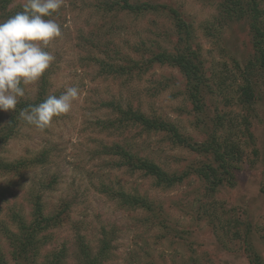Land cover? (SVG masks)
Returning <instances> with one entry per match:
<instances>
[{"label": "rangeland", "instance_id": "1", "mask_svg": "<svg viewBox=\"0 0 264 264\" xmlns=\"http://www.w3.org/2000/svg\"><path fill=\"white\" fill-rule=\"evenodd\" d=\"M104 1L62 0L51 18L60 26L61 35L46 48L55 59L39 81L25 87L19 101L45 100L75 86L79 95L71 110L54 117L44 130L14 114L17 106L14 111L0 112V129L7 128L14 115L18 118L14 135L0 144V165L34 157L42 160L43 155L45 159L17 171L0 167L1 252L11 261L6 230L17 231L12 215L20 213L30 223L32 202L40 196L45 216L64 215L40 235L45 239L34 258L36 264L62 248L67 251L64 264H82L80 236L94 254L103 239L109 243L103 264H251L241 241H231L226 249L229 239L219 236L221 229L215 232L212 224L217 221L216 209L227 204L237 212L247 210L259 230L264 229V172L259 162L253 164L252 154L254 147H264V84L256 91L257 106L251 118L254 143L242 133L243 126L236 127L243 160L230 185L209 192L210 186L193 174L167 187L123 166L119 156L106 154V148L120 145L171 174L202 162L205 155L174 144L166 133H150L133 123L117 127L109 123H118L122 111H133L174 125L190 144L201 146L217 114L242 120L244 109L233 101L245 72L235 62L243 67L256 56L247 24L225 19L220 7L223 0H130L174 7L190 25L193 48L205 63L213 90L206 96L205 112L196 114L186 97L184 78L174 68L151 64L142 75L109 72V65H125L127 58L147 62L155 52H174L179 35L173 15L164 9L129 13L121 5L108 11L98 6ZM24 3L17 0L13 6ZM119 193L145 199L167 215L172 227L169 224L166 229L158 214L129 204ZM176 228L187 229L190 237L181 239ZM263 234L254 237L252 247L264 261ZM218 237L224 241L218 242Z\"/></svg>", "mask_w": 264, "mask_h": 264}, {"label": "trees", "instance_id": "2", "mask_svg": "<svg viewBox=\"0 0 264 264\" xmlns=\"http://www.w3.org/2000/svg\"><path fill=\"white\" fill-rule=\"evenodd\" d=\"M17 0H0V22L5 21L10 16L15 15L17 12L22 11L23 5H16ZM116 5H121L123 11L129 13H146L148 11H158L160 9L168 10L174 17L175 27L179 35L178 45L174 52L161 51L152 54V58L145 62L134 61L129 58L126 60L125 65H109V69L112 74L119 73L121 75H129L134 71L138 74H144L147 72L151 64H161L167 67L174 68L179 71L185 81V94L189 99L193 111L196 114L205 112L206 96L213 93L210 86V80L206 73L205 63L200 57V54L192 45V30L182 18L180 12L168 5H151L149 3L132 4L130 0H114L110 3L109 0H105L104 3L98 4L105 10H112ZM221 11L225 15V19L231 21L244 22L247 24L248 32L251 37V44L256 54L254 61H249L245 66L241 67L235 62L236 67L241 71L244 70L243 81L238 88L234 105L244 109L242 120L238 121L229 118V114L220 115L217 114L215 118L214 126H207L205 134L207 135L205 142L201 146L190 144L189 140L185 138L172 124L166 121L151 119L143 114L133 111H122L121 117L117 121L110 122V127H117V124L126 125L133 123L139 125L143 130L147 132L166 133L168 138L178 145H186V147L192 148L195 153L203 154L205 157L202 162H192L188 168L177 174H171L166 172L156 163L143 159L135 154L130 153L120 145H115L107 149L106 154L113 156H119L121 158L120 164L127 166L135 171H141L149 177L155 178L159 183L166 185L167 187L175 186L184 182L191 175H199L201 180L209 185V192L216 191L222 185H230L234 181L235 171L240 167L239 160L242 158L241 147L237 144L236 127L243 126V134L248 137L250 142L254 143V134L250 130L252 114L254 108L257 106L256 91L263 89L264 80L260 79L264 76V0H223L220 4ZM51 17H45V19H51ZM229 21V20H228ZM45 78V77H44ZM41 98L36 102L21 101L17 104V109L14 114L19 115L20 109H25L29 105H38L43 102ZM228 118V119H227ZM18 118L13 116L10 118V122L7 124V128L0 129V144L5 143L10 137L14 135ZM241 131V130H240ZM222 137V138H220ZM249 144V143H248ZM258 149L254 147L252 154L255 160L253 164L258 162L262 165L264 172V147ZM41 158V157H40ZM38 157L30 158L27 160H20L14 163L2 162L1 168L12 169V171L20 170L21 168L43 163ZM262 189L264 194V173H263ZM122 200L129 204L136 205L141 208H146L152 213L159 215V219L166 229H170V220L166 214L159 212L148 203L145 199L138 196H131L125 193H119L118 195ZM45 205L42 202L40 196H36L32 202L33 220L30 223L26 222V219L21 216L20 213H13L12 222L17 226V231L12 232L6 230L7 240L12 246L11 261L14 264H36L37 253L40 250V242L45 237L40 235L44 231L50 230L61 222L64 212L54 214L52 216H45ZM216 209V208H215ZM218 216L217 221L212 220V225H216L217 229H221L222 233L219 235L225 240L229 239V248L231 241H241V246L248 254L249 262L251 264H264L263 259L257 252L253 250L254 237L264 232L259 230V223L249 217L247 210L236 211L235 209L228 208L225 204L222 208L216 209ZM235 212V213H233ZM233 213V214H232ZM170 224V226H169ZM172 227V226H171ZM179 231L181 239L188 238V230L175 229ZM217 236V235H215ZM217 238V241L222 243L224 239ZM264 240V234L262 236ZM100 250L97 253H93L92 248L83 240L80 236L79 250L82 258V264H103L104 258H107L109 253V243L104 239L101 242ZM231 249V248H230ZM229 250V249H228ZM67 251L62 248L60 251H51L44 259L42 264H64ZM11 261L6 260L5 256L0 249V264H13Z\"/></svg>", "mask_w": 264, "mask_h": 264}, {"label": "clouds", "instance_id": "3", "mask_svg": "<svg viewBox=\"0 0 264 264\" xmlns=\"http://www.w3.org/2000/svg\"><path fill=\"white\" fill-rule=\"evenodd\" d=\"M62 0H26L22 11L0 22V112L16 109L25 87L36 83L55 57L46 48L61 35L51 17ZM78 87H67L59 96L49 95L38 105H29L20 118L38 130L46 129L54 117L68 113L78 98Z\"/></svg>", "mask_w": 264, "mask_h": 264}]
</instances>
